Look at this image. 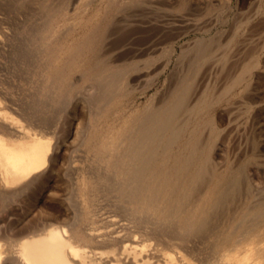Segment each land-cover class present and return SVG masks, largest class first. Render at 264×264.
<instances>
[{"label":"bare ground","instance_id":"1","mask_svg":"<svg viewBox=\"0 0 264 264\" xmlns=\"http://www.w3.org/2000/svg\"><path fill=\"white\" fill-rule=\"evenodd\" d=\"M51 1L39 0L34 9L41 10L40 19L36 10L37 21L32 17L24 28L17 17L19 24L9 21L22 28L17 36L23 34L15 54L9 51V61L4 59L9 65L5 78L12 82L0 85V264H264V189L244 172L246 163L260 162L252 159L260 145L254 135L258 106L245 134L246 162L243 155L219 170L208 134L185 130L198 99L189 103L190 70L179 72L178 62V79L156 101L101 130L79 124L65 130L61 120L67 111L87 110L92 127L104 111L136 91L141 75L130 81L138 62L114 60L109 51L99 50L103 30L92 35V29L67 47L60 44L69 25L56 26L53 20L69 3ZM122 17L117 16L118 24ZM202 40L194 41L195 53L185 56L186 65L209 51L210 42ZM83 49L88 61L77 64L74 58Z\"/></svg>","mask_w":264,"mask_h":264},{"label":"rangeland","instance_id":"2","mask_svg":"<svg viewBox=\"0 0 264 264\" xmlns=\"http://www.w3.org/2000/svg\"><path fill=\"white\" fill-rule=\"evenodd\" d=\"M1 1H7V3H0V11L3 12L4 10L3 13L0 12V14H3L0 16V21L2 18L6 22L8 20L7 23L9 25L5 23L3 19L2 24L0 22L2 27V33L0 28V34H4L3 37L5 36L3 38L0 35V42L7 40L6 43H2L3 45L6 44L5 47L0 43V51L2 52V50H4V52H2L3 55L0 53V57L2 58L3 56L2 59L8 62V57L10 58L11 54L13 55L15 47L20 45L18 41L23 34L21 33V35L17 36L20 28H17V25L14 27L15 24H19L16 22H18L19 19L23 21L25 18V21L21 23L22 21L20 20V26L18 25L19 27H25V25L31 21L30 19L32 17L33 20L40 19L38 16L42 12L39 10V13L37 10L38 8L34 9L35 6L39 7L40 4L37 5L39 0H33L34 3L30 0H26L27 2L25 0H22L23 2L19 0L20 3L16 2L17 0H0V2ZM12 1L16 2V5ZM53 1L57 0H52L51 2ZM71 1L72 3H70V0L67 1L69 4L66 11H64L62 15L56 16L53 20L56 26H59L61 22L64 23V21L69 25L67 31L58 40L61 41L60 44L67 47L68 45H72L74 40L80 39L88 34L92 29H95L92 35L95 31L98 35V33L103 30L102 39L105 38V36H107V38L106 40L104 39V41L101 39L98 44V48L100 47L99 50L101 49V51L104 52L109 51L111 58L114 60L126 58V60L138 62L135 68L137 69L138 67L139 72L133 67L129 72V79L130 81L133 80L132 82L138 80L140 82H135L137 83L135 85L136 91L118 100L113 107L104 111L94 126H89L90 128L87 126L88 115L86 109L84 112L83 108L81 109L78 107L75 115L67 111L61 120V123L63 122L61 125H64L63 128H65V130L68 129L73 131L78 127V124L80 128L88 129V131L93 127L101 130L114 125L118 119L128 115L131 111L140 109L144 103L151 99H157V97L162 96L163 93L165 94L168 89L173 86L174 82H176L175 80L178 79H176L177 76L175 77L174 73L175 71L176 73L179 71L178 64L180 63L179 65L181 68L179 69L181 70L179 72L184 73L190 70L188 80L189 103L194 102L193 100L196 98L198 99L197 104L188 115L185 130L188 131L193 129L203 135L208 134L210 156L213 158L212 161H214V163L216 161L215 165L220 164L219 166L217 165L218 167L216 166L218 170L225 167L228 168L229 166L231 167L232 165L230 164L234 165L239 160L240 156L242 157L243 155V161L246 162L247 157H245L246 152H244V147L246 146V144H244L245 134L247 135L249 132H247V130L250 128L251 122H253L256 110L255 107L258 106L257 111L260 109L258 111L260 113H258L259 119L256 129L259 130L258 127H260L261 132L260 130L258 132L256 130L254 135L257 137H255L256 140H259L258 142L260 145H258V149L255 150L256 152L252 150V152L257 154H251L253 155L252 159L254 158L255 160L256 158V160H260L258 163L260 165L254 164L255 162H252V160V163H246L244 172L247 175H245V177L251 181V184L260 185L264 189V0H83L82 3L78 4H76L77 0ZM8 2L9 6L7 7L6 5H8ZM10 2L12 6L14 5L13 8L17 13L12 10ZM28 2L30 6H32L31 11L35 10L34 12L29 10L30 6L27 4ZM20 4L22 6L17 7ZM118 4L123 5V7L124 4H126L125 9L128 8L127 11L130 10L128 13H131L130 15H133L134 18L130 15L128 16L125 9L119 7ZM182 4L184 5L182 6ZM15 7L18 8L19 12L21 11L19 15ZM7 9L9 12H6ZM23 9H26L25 11L27 14L30 12L32 16L29 17V14L27 16ZM136 9L138 10L136 11ZM140 10L141 12H145L138 13ZM134 11L136 12L133 13ZM14 13L19 17L14 15ZM34 13L37 18L33 16ZM23 14L29 18L25 17ZM124 14H126L128 18H132L128 19L126 16L124 17ZM140 14H142V16H140ZM10 15L13 16L11 17ZM117 16L118 18H120V16L124 17L119 19V24ZM10 17L12 20H10ZM15 17L18 18V21L15 20ZM126 18L131 20V23H129L130 21H125ZM114 20L117 22L115 23ZM120 20H122V22ZM9 21H13L12 23H14V25L9 23ZM124 22H128V24H124ZM5 25H8V29ZM10 25L18 30L16 29L15 31ZM21 30L20 32H22ZM214 38L215 40H213ZM200 39H203L201 42H203L204 39H208L205 41L207 43L212 42L211 44L213 46L211 47V44L208 43L209 51L207 50L205 55L198 57L195 64L193 63V66H191V64L186 65L184 61L187 55L191 53H193L191 54L192 56L194 55V45L196 46ZM13 40H15V43L13 42L14 46L11 45ZM214 41L216 43H213ZM9 42L11 45H9L10 48L14 47V49L12 48L9 50L10 48L7 45ZM193 42L194 44H191ZM1 45L4 49L1 48ZM5 48L9 49L6 51ZM189 48H191V52ZM187 49L189 52L186 51ZM17 50L18 48L16 51ZM9 51H12L11 54ZM88 57V49H83L76 55L74 61L75 63L77 62V64H85V61H88ZM179 58L183 60L181 59L182 61H179ZM146 59L149 61L146 62ZM189 59H191V57ZM3 60H1L2 63L5 62V60ZM177 62L178 64H176ZM186 62L189 63L190 60L187 59ZM5 64L6 62L4 64L0 63V72L4 73L6 71L4 75L0 73V76H2L0 77V81L2 80L0 85L2 83L6 85V82L7 84L12 82L9 76L5 78V76L7 77L8 75L6 69L9 66L8 63L7 65ZM182 64H185V67L181 66ZM175 65H177V67H175ZM243 65L246 68L243 67ZM190 66L191 68L189 69ZM183 67L186 68V70H183ZM240 71L242 73H240ZM136 73L138 74L135 75ZM132 74H134V76ZM76 75L77 72L72 73L73 77ZM138 75H141L139 79ZM172 76L174 77L171 78ZM153 77H155V79ZM171 80L173 83H171ZM168 84H171V86ZM250 84L252 87L255 86L252 88V91L248 93V86L250 87ZM145 86H149L148 92L139 95V92ZM167 86L168 88H166ZM161 91L162 95L160 93ZM259 105H261V107H259ZM257 135H259V137ZM69 144L70 143L67 142V145ZM216 144L220 145L216 147ZM219 146L221 147L219 148ZM211 149L212 152L214 151L213 153L210 151ZM222 164L225 166L221 168ZM62 179H64V177ZM243 183L242 186L245 185V182ZM56 189L59 194H64L65 192L64 186L61 184L56 185ZM23 194H31V191H26Z\"/></svg>","mask_w":264,"mask_h":264}]
</instances>
